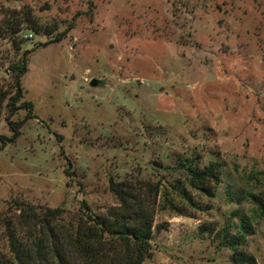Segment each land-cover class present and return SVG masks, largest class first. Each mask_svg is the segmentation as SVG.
<instances>
[{
  "label": "rangeland",
  "instance_id": "obj_1",
  "mask_svg": "<svg viewBox=\"0 0 264 264\" xmlns=\"http://www.w3.org/2000/svg\"><path fill=\"white\" fill-rule=\"evenodd\" d=\"M27 8L61 40L22 45L38 47L22 77L33 117L15 142L0 139V254L13 222L19 237L36 233L18 226L21 208H62L69 226L84 203L97 214L118 204L113 180L137 195L160 186L183 212L150 198L162 229L144 264H232L199 227L220 228L236 207L251 213L245 193L264 190V0H0V13ZM190 156L222 164L215 198L177 168ZM228 189L242 192L240 206ZM253 225L247 250L264 264V219Z\"/></svg>",
  "mask_w": 264,
  "mask_h": 264
},
{
  "label": "trees",
  "instance_id": "obj_2",
  "mask_svg": "<svg viewBox=\"0 0 264 264\" xmlns=\"http://www.w3.org/2000/svg\"><path fill=\"white\" fill-rule=\"evenodd\" d=\"M25 10L0 13V117L4 112L11 131V136L0 137L4 142H15L23 124L33 117L32 104L24 100L22 77L28 71L30 54L38 47L22 50L24 40L30 39L22 38L28 34L45 36L46 41L39 44L43 47L61 40L59 36L51 38L32 11ZM20 110H26V116L14 120ZM177 168L185 174L190 188L207 198L216 197L224 175V168L217 160L201 167L196 157L190 156L178 163ZM155 186L149 195H137L126 183L110 180V190L118 204L106 213L97 214L84 203L77 220L69 226L61 223L64 221L62 208L39 213L21 208L17 214L18 226L25 224L36 233L29 238L19 237L13 222L7 237L9 254H0V264H144L153 254L154 232L162 229L159 225L154 226L155 211L151 206L155 203L149 205L150 198L156 200L160 194L170 209L180 215L183 213L165 190ZM174 188L184 204L196 206L185 185ZM241 193L237 195L232 189L227 190L230 202L237 206L242 202ZM245 194L251 204V213L236 207L228 212L227 220L220 228L215 225L199 227L201 236H210L218 249L229 251L232 264H258L247 246L248 238L254 232V221L264 219V190ZM29 221H32L31 225Z\"/></svg>",
  "mask_w": 264,
  "mask_h": 264
},
{
  "label": "water",
  "instance_id": "obj_3",
  "mask_svg": "<svg viewBox=\"0 0 264 264\" xmlns=\"http://www.w3.org/2000/svg\"><path fill=\"white\" fill-rule=\"evenodd\" d=\"M97 84H98V82H97L96 80H93V81H92V85L95 86V85H97Z\"/></svg>",
  "mask_w": 264,
  "mask_h": 264
},
{
  "label": "built area",
  "instance_id": "obj_4",
  "mask_svg": "<svg viewBox=\"0 0 264 264\" xmlns=\"http://www.w3.org/2000/svg\"><path fill=\"white\" fill-rule=\"evenodd\" d=\"M24 37L32 38L33 35L32 34H28L27 36L25 35Z\"/></svg>",
  "mask_w": 264,
  "mask_h": 264
}]
</instances>
